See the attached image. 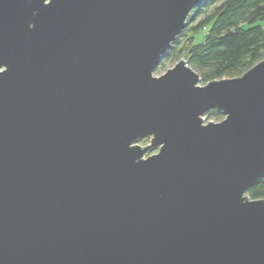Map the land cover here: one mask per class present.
Segmentation results:
<instances>
[{"label":"water","instance_id":"1","mask_svg":"<svg viewBox=\"0 0 264 264\" xmlns=\"http://www.w3.org/2000/svg\"><path fill=\"white\" fill-rule=\"evenodd\" d=\"M200 1L0 0V264H264V58L154 75Z\"/></svg>","mask_w":264,"mask_h":264},{"label":"trees","instance_id":"2","mask_svg":"<svg viewBox=\"0 0 264 264\" xmlns=\"http://www.w3.org/2000/svg\"><path fill=\"white\" fill-rule=\"evenodd\" d=\"M181 58L203 84L242 75L264 58V0H201L157 69ZM204 116L216 121L223 118L215 109ZM246 196L251 200L264 198V177L248 189Z\"/></svg>","mask_w":264,"mask_h":264},{"label":"rangeland","instance_id":"3","mask_svg":"<svg viewBox=\"0 0 264 264\" xmlns=\"http://www.w3.org/2000/svg\"><path fill=\"white\" fill-rule=\"evenodd\" d=\"M204 33V30H202V31H200V32H198V36L199 37H201L202 36V34ZM198 36H197V38H198ZM174 64H176V62H166V64H165V66H164V68H159V69H155V71H154V75H158V74H160V73H162L163 71H165L166 69H168V68H170V67H172ZM201 85L203 84V83H200ZM203 117H204V123H207L208 121H211V122H217L216 120H214L213 118H207V117H205L204 115H203ZM220 121V120H219ZM149 141H150V138H143V139H141V140H139L138 141V144L140 145V146H145V145H147L148 143H149ZM158 151V148H155V149H152V150H149L146 154H145V156H148V155H151V154H154V153H156Z\"/></svg>","mask_w":264,"mask_h":264}]
</instances>
